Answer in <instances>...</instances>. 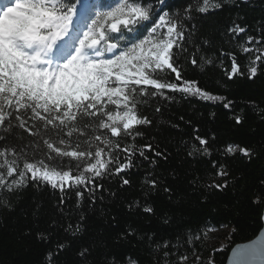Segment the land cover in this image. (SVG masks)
I'll return each instance as SVG.
<instances>
[{"label": "trees", "instance_id": "16d2710c", "mask_svg": "<svg viewBox=\"0 0 264 264\" xmlns=\"http://www.w3.org/2000/svg\"><path fill=\"white\" fill-rule=\"evenodd\" d=\"M93 1L89 12L93 16L117 3ZM141 2L158 13L163 7V12L182 20L185 29L194 33L195 44L187 45L189 54L196 53L195 45L209 41L196 54L202 66L193 67L185 60L182 77L223 99L205 100L167 90L164 96L149 97L142 111L153 123L141 127L144 135L135 144L158 146L167 159L146 153L155 160L150 163L136 157L125 173L100 181L104 190L97 192L94 204L87 192L79 207L71 192L61 204L60 193L43 185L29 184L12 193L0 190V264H49V253H53L51 264H111L113 258L115 264H128L127 257L139 264H177L181 254L189 256V264L195 256L201 258L200 264L210 259L212 264H225L234 245L253 239L261 230L264 202L253 200L257 196L264 200V67L257 62V74L249 78V55L254 58L255 53L242 54L239 44L246 36L232 40L228 29L236 22L246 27L248 35L259 38L264 28V0H222L221 8L208 13L194 10L197 0H165L163 5L160 0ZM188 9H193L191 18ZM148 27H140L141 38L148 34ZM220 50L235 54L244 75L228 78L232 57L221 61ZM201 54L212 55L215 62L203 64ZM196 135L208 141L209 154L188 155L192 145L198 146ZM4 136L8 139H0V148L9 143L26 145L30 139L20 128L9 133L0 129V137ZM230 144L250 149L251 157L239 151L226 155L225 147ZM214 162L229 173L228 187L223 190L208 187L213 181L224 182L216 176ZM148 173L158 180L154 190L144 183ZM122 178L130 184L122 186ZM5 199L10 207L4 205ZM145 207L153 211L145 212ZM69 224H79L80 230L66 231ZM213 230H225L224 248L210 243ZM85 248L88 251L81 256Z\"/></svg>", "mask_w": 264, "mask_h": 264}, {"label": "snow or ice", "instance_id": "6c2138e0", "mask_svg": "<svg viewBox=\"0 0 264 264\" xmlns=\"http://www.w3.org/2000/svg\"><path fill=\"white\" fill-rule=\"evenodd\" d=\"M222 6V0H197L194 10L208 13ZM191 11L187 10L189 18ZM147 25L148 34L141 38L139 29ZM228 34L236 41L242 34L246 36L239 47L242 54L255 53L254 58L249 55L247 65L249 78L255 77L257 62L264 67V28L257 38L233 22ZM193 35L182 20L163 12V7L158 13L141 0H117L94 16L82 0H0V129L9 133L20 128L30 137L26 145L9 143L0 148V190L12 193L29 184L43 185L60 193L61 204L67 193H74L79 207L86 192L94 204L97 192L104 190L100 181L125 173L136 157L150 163L155 160L146 153L167 159L158 146L135 144V139L144 135L141 127L153 123L142 111L148 98L164 96L167 90L205 100L223 99L182 77L184 61L201 67L196 54L209 45L205 39L195 45V54H189L187 45L195 44ZM225 56L232 57L228 78L244 75L235 54L220 50L221 61ZM199 61L207 65L215 62L210 54H201ZM229 106L230 102L224 104ZM236 122L240 123V117ZM194 140L198 146L192 145L188 155L209 154L207 140L199 135ZM237 151L245 157L252 155L250 149L232 144L224 153L234 155ZM213 167L224 182L213 181L208 187L227 188L228 171L215 162ZM144 183L154 190L158 180L148 173ZM129 184L122 178V186ZM262 202L260 196L253 200ZM4 205L10 207L6 199ZM144 211L153 209L145 207ZM68 230L79 231L80 225L69 224ZM38 235L46 238L43 233ZM87 251L85 248L80 255ZM257 254L264 258V246L258 252L242 249L238 256ZM52 256L48 254L49 264ZM126 259L128 264H139L131 257ZM200 260L195 256L191 264H200ZM189 262L186 254L177 260V264ZM236 264L245 262L237 259Z\"/></svg>", "mask_w": 264, "mask_h": 264}, {"label": "water", "instance_id": "95a60500", "mask_svg": "<svg viewBox=\"0 0 264 264\" xmlns=\"http://www.w3.org/2000/svg\"><path fill=\"white\" fill-rule=\"evenodd\" d=\"M262 223L263 226L256 237L247 242L238 243L231 248L225 264H236L237 259H243L245 264H264V258L258 254L243 258L238 256L239 251L242 249H247L250 252H258L261 247L264 246V210L262 214Z\"/></svg>", "mask_w": 264, "mask_h": 264}, {"label": "rangeland", "instance_id": "374dc122", "mask_svg": "<svg viewBox=\"0 0 264 264\" xmlns=\"http://www.w3.org/2000/svg\"><path fill=\"white\" fill-rule=\"evenodd\" d=\"M84 3L87 4V1L82 0V4H84ZM87 5H88V10H91V7H89L90 4L88 3ZM161 31H165V30H161ZM224 232H225V230H223V231L213 230L211 232V235L209 236L210 237V243L216 245L218 249L224 248L227 244L226 238H224V236H225Z\"/></svg>", "mask_w": 264, "mask_h": 264}, {"label": "bare ground", "instance_id": "6f19581e", "mask_svg": "<svg viewBox=\"0 0 264 264\" xmlns=\"http://www.w3.org/2000/svg\"><path fill=\"white\" fill-rule=\"evenodd\" d=\"M83 5H86V6H88L86 3H84ZM79 7H80V5H78V9H79Z\"/></svg>", "mask_w": 264, "mask_h": 264}]
</instances>
